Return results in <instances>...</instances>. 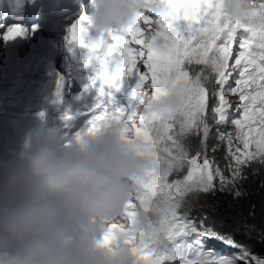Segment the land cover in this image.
<instances>
[{"label": "snow or ice", "instance_id": "1", "mask_svg": "<svg viewBox=\"0 0 264 264\" xmlns=\"http://www.w3.org/2000/svg\"><path fill=\"white\" fill-rule=\"evenodd\" d=\"M88 2L81 3L65 38L73 55L77 47L85 50L83 67L93 72L75 97L94 96L84 113L86 132L109 120L121 122L126 133L149 146L155 159L109 233L127 232V243L139 241L140 264H237L235 258L207 248L209 240L237 249L243 264H264V258L250 253L230 233L208 226L206 215H191L209 195L244 196L249 171L255 174L264 166V5L250 23H232L221 12L223 0H158L160 8L154 13L97 36L90 29ZM23 35L21 27L13 26L3 39ZM126 78L133 86L118 100ZM170 83H183L185 97L178 115L162 120L141 106L148 94L166 95ZM65 87L60 77L56 104L64 103ZM63 118L71 120V111ZM229 125L233 131H224ZM213 128L218 144L211 151L224 146L223 168L208 155ZM193 137L198 140L195 149ZM141 207L156 216L161 230L149 243L130 227ZM110 241V234L103 237L105 245Z\"/></svg>", "mask_w": 264, "mask_h": 264}, {"label": "clouds", "instance_id": "2", "mask_svg": "<svg viewBox=\"0 0 264 264\" xmlns=\"http://www.w3.org/2000/svg\"><path fill=\"white\" fill-rule=\"evenodd\" d=\"M262 5L264 0H223L221 12L232 23H250ZM85 8L91 32L99 36L160 5L158 0H90ZM185 91L183 83H170L166 95L148 94L141 107L168 120L180 112ZM154 164L149 146L118 121L72 137L54 127L35 130L14 160L0 168V264H140L141 243L129 244V233L109 229L120 222ZM259 174L255 178L264 176ZM130 227L143 234L144 243L161 231L156 216L143 207ZM235 240L260 257L254 253L257 242L253 248L249 241Z\"/></svg>", "mask_w": 264, "mask_h": 264}, {"label": "trees", "instance_id": "3", "mask_svg": "<svg viewBox=\"0 0 264 264\" xmlns=\"http://www.w3.org/2000/svg\"><path fill=\"white\" fill-rule=\"evenodd\" d=\"M215 131L209 141V150L217 145ZM220 144L218 148L222 147ZM247 180L244 186L245 195L240 199H233L228 195L220 197L207 196L201 199L199 205L194 207L207 221L230 233L235 239L249 241L250 246L256 247L259 238H264V176H259L253 181Z\"/></svg>", "mask_w": 264, "mask_h": 264}, {"label": "rangeland", "instance_id": "4", "mask_svg": "<svg viewBox=\"0 0 264 264\" xmlns=\"http://www.w3.org/2000/svg\"><path fill=\"white\" fill-rule=\"evenodd\" d=\"M246 35H248V34L246 33ZM135 47H139V46H135ZM141 67H142V65H141ZM143 70H144V69L142 68V71H143ZM2 86H3V83L0 81V88H1ZM66 94H67V95H66V98H67V99H70V97L73 96V90H72L71 88L68 89ZM72 106L75 107L76 109H79V106L77 105V101H74L73 104H72ZM86 112H87V110H85V113H86ZM84 123H87V120L78 124V126H77L76 129L78 130L79 133H83V132H85L84 129H83V124H84ZM61 124H62V123H61ZM253 179H255V175H254V174H252L251 181H253ZM193 238H195V237H193ZM212 241H213V240H210V242H212ZM220 249H223V248H220ZM256 251H257V252H254V253L260 255V258H264V238H260V239L258 240V242H257V250H256Z\"/></svg>", "mask_w": 264, "mask_h": 264}, {"label": "bare ground", "instance_id": "5", "mask_svg": "<svg viewBox=\"0 0 264 264\" xmlns=\"http://www.w3.org/2000/svg\"><path fill=\"white\" fill-rule=\"evenodd\" d=\"M65 91V89H64ZM19 99L18 95H16L15 93L13 92H9L7 95L5 96H0V105L3 104V102H17ZM55 98L50 100L49 102H47L46 104H39V107H44L48 112H49V115H50V120L52 119L51 117V109L55 106V105H58L56 104L55 102ZM62 111V109H60V112ZM63 134V133H62Z\"/></svg>", "mask_w": 264, "mask_h": 264}]
</instances>
